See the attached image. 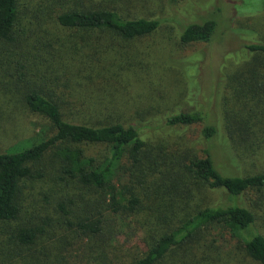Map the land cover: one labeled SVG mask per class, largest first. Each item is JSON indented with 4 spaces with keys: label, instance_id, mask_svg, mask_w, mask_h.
Wrapping results in <instances>:
<instances>
[{
    "label": "trees",
    "instance_id": "obj_1",
    "mask_svg": "<svg viewBox=\"0 0 264 264\" xmlns=\"http://www.w3.org/2000/svg\"><path fill=\"white\" fill-rule=\"evenodd\" d=\"M139 1L0 0V74L8 77L9 102L48 122L0 151V264H71L56 256L66 252L67 233L106 264L125 221L136 224L143 247L120 264H264V166L233 174L212 154L215 141L227 159L264 145V0L258 38L251 29L232 30L237 46L219 69L215 109L198 98V54L177 63L195 108L144 124L126 121V100L110 85L121 62L102 51L159 28V18L130 15ZM185 8L175 21L177 42L210 44L218 20H196L195 6ZM229 59L232 70L223 73ZM154 122L163 132L197 125L206 145L152 154L158 145L144 128ZM95 146L103 153L88 151ZM203 190L218 191L219 199L181 216L157 211V234L137 221L151 194L171 193L173 205L180 195L203 202Z\"/></svg>",
    "mask_w": 264,
    "mask_h": 264
},
{
    "label": "rangeland",
    "instance_id": "obj_2",
    "mask_svg": "<svg viewBox=\"0 0 264 264\" xmlns=\"http://www.w3.org/2000/svg\"><path fill=\"white\" fill-rule=\"evenodd\" d=\"M188 3L195 6L194 19L200 21L199 16H202L214 17L218 20L215 37L210 44L181 45L177 42L179 27L175 21L183 20L182 13ZM262 3L263 0H140L130 15L159 18L162 20L159 28L140 39L120 45L113 43L110 46L115 51L109 50L106 53L102 50L105 56L114 57L116 63L121 62L120 75L110 80V85L116 98L126 100L122 106L127 116L126 121L138 120L144 124L152 118L157 119L163 113L194 109L198 101L194 104L193 99L188 95L187 77L178 69L177 63L198 54H201L202 59L198 63L199 80H196L200 84L198 98L207 109L214 110L218 100L215 88L219 75L222 74L219 69L221 64L226 63V54L237 46L232 30L251 29L256 31L258 38L260 36L258 31L261 32L263 23V15L258 12ZM231 61L229 59L222 72L228 73L232 70ZM113 69L115 70V66ZM192 76L196 79V76ZM6 82L8 77L0 74V151L33 136L34 130L37 131L40 125L48 123L45 118L29 112L19 103L12 106L13 102H9L4 87ZM156 125L157 122H154L144 128L146 136L155 140V144L158 145L152 148V154L157 152L178 154L185 149L199 150L206 145L200 138L197 125L177 127L173 130L167 128L166 132L155 129ZM220 147L222 146L218 141L213 142L212 154L215 162L218 166H228L233 174L244 170L255 171L264 166V145L256 149L254 154H246V157L239 158L230 154L229 159ZM87 149L99 154L103 153L99 146ZM203 191L206 199L203 202L200 196L192 200L190 196L180 195L173 205L170 203L171 193L160 191L151 194L146 198L145 207L146 205L147 207L137 215V221L144 224L147 235L157 234L161 230L162 223V219L157 217V211L164 208L177 210V215L181 216L182 212L198 207L201 203H213L219 199L218 191ZM152 214L157 218L152 217ZM217 230L214 234L219 243L227 244V241L220 239L221 232ZM65 238L68 241L66 252L56 251V256L59 255V258L64 256L71 264H99L104 261L103 257L95 258L97 252L85 251L82 240L74 233H67ZM141 238L142 233L138 231L136 224L125 221L120 228L117 241L113 240L110 252L108 249L106 264L129 261L132 254L137 253V245L143 247Z\"/></svg>",
    "mask_w": 264,
    "mask_h": 264
}]
</instances>
